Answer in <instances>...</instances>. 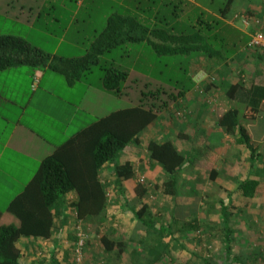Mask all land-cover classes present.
<instances>
[{"label": "trees", "instance_id": "obj_1", "mask_svg": "<svg viewBox=\"0 0 264 264\" xmlns=\"http://www.w3.org/2000/svg\"><path fill=\"white\" fill-rule=\"evenodd\" d=\"M187 3L185 0H142L134 6L140 11L137 16L111 13L107 16L103 29L94 35L85 54L79 57L48 54L20 37L0 36V71L18 66H29L34 70L48 69L64 76L71 85L99 65L104 70L103 88L115 96H120L128 81L129 71L107 63L101 64V57L113 49L145 43L157 56L181 55L191 59L198 55L220 65L232 59L242 45L249 41L246 34L237 31L239 34L230 43V39L234 37L233 32L236 31L230 29L225 20L234 0H225L219 9V17H205V12L195 9L188 16L193 17L192 21L189 19V23L184 24L181 15ZM189 89L186 87L178 91V95L186 94ZM140 93L139 103L97 119L59 145L40 162L33 177L7 206V211L17 219L18 225L0 226V264H22V252L18 247L21 238H50L56 209L63 205L67 204L72 208L75 218L84 222L105 214L109 194L101 178L102 169L115 162L131 144L139 143L140 135L158 120L161 105L157 102L162 88ZM226 95L229 99L244 103L247 117L256 118L262 107L264 108V85L253 83L246 86L243 81H239L227 89ZM222 113L218 125L227 134L236 135V143L250 151V162L253 165L256 162V148L250 133L239 120L238 110L226 109ZM146 149L149 159L160 165L168 175V180L163 185L165 193L176 196L180 170L188 162V156L181 153L170 140H150ZM113 174L119 183L135 176L129 162L114 165ZM217 176L215 170L210 171L212 181ZM138 186L139 195L146 194L147 189ZM237 191L247 198L264 197V180L247 177L239 183ZM71 194L76 196V200L67 203ZM228 199V204L221 199L217 209L219 208L218 212L222 216L225 254L233 261L239 260L234 252L235 231L231 226L232 200L236 199V195L229 192ZM132 211L144 232L151 231L152 237H160L165 241L158 244L164 248L163 252H153L150 255L154 259L149 264L158 262L171 251V244L166 242L165 236L167 234L173 239V224L156 228L154 219L149 215L148 204ZM147 238L141 241L146 242ZM132 240H137L135 234ZM101 242L106 254L115 253L118 258H121L127 246L123 241H113L106 235L101 237ZM152 249L150 247L148 252ZM52 261L55 262L54 256Z\"/></svg>", "mask_w": 264, "mask_h": 264}, {"label": "rangeland", "instance_id": "obj_2", "mask_svg": "<svg viewBox=\"0 0 264 264\" xmlns=\"http://www.w3.org/2000/svg\"><path fill=\"white\" fill-rule=\"evenodd\" d=\"M19 1V4H14L12 12H8L5 5L0 2V36L14 35L20 37L48 54L79 57L85 54L94 35L103 29L106 16L115 12L137 16L140 11L135 9L134 6L138 5L137 2L142 0H86L83 2V7L77 5L75 0H54L52 4L42 9L39 17H35L36 22L34 23L32 20H25V12H21L20 9L21 5H23L21 3L23 0ZM122 2H124L123 7L120 6ZM154 2H157V0H154ZM195 2H188L185 5L181 15L182 23H189V19L192 21L193 17L189 18L188 16L195 9L205 12V17L209 15L219 17V9L223 6L225 0H196ZM141 8L144 9L143 7ZM206 8L209 10H203ZM27 12H29V9H27ZM235 13L236 15L263 14L264 0H235L225 21L238 26L239 20L234 19ZM233 33L234 37L230 39V43L239 34L237 31ZM245 47V45H242L232 59L228 60L225 65L222 64V67L226 68L227 76L225 79H220L223 69L216 62L209 61L204 56L194 61L192 68H190L189 58L181 55L157 56L153 49L145 43L119 47L101 57V64L107 63L118 69L131 71L132 74L129 84L123 89L122 98L116 96L118 99L107 103L108 109H110L108 112L134 105L140 98L139 95L142 91L146 92L162 88V93L159 94L157 103L161 105L158 118L160 117L162 120L163 124H159L160 127H163L161 129L163 133L156 141L170 140L178 149L191 150L190 152L195 149L201 155L200 159L202 160L199 162L200 172L195 174L197 181H188L187 184H184L179 189V196H183L184 199L189 198L188 205L184 206L177 204L178 195V197H174L165 193L163 185L168 180V175L164 171V176L162 175L160 178L163 182L158 184L142 175L143 171H141V168L145 167L144 164L141 166L134 164L135 176L132 179L136 188L139 185L147 189L146 194L141 198L142 200L140 199L141 201L135 204V208H141L143 204H148L149 215L154 219L157 226L174 222V235L185 233L184 237L179 235L175 237V240L167 237L166 242L175 244L176 240L179 241L181 239L187 250L180 249L168 253L157 264H264V197H262V203L258 204H255L250 199H234L236 201L232 207L231 226L235 231L234 252L239 257V260L233 261L228 259L225 254L222 216L218 212L217 204H215V202L219 204L221 196L224 197L225 203L228 204L229 192L237 196V193H239L237 187L240 182L245 180L243 179V176L246 175L245 172L258 167V157L255 158L256 162L253 165L249 157V164L242 165L240 169L235 168L239 177L234 176L232 179L226 174L227 167H225V162L220 160L216 164L215 160H218L216 155H213L214 161L207 156L210 153H206L207 157H203L206 151H215L216 146L214 143L209 144V140L198 141L194 136L188 142L183 138L184 135L181 137L177 132L179 128L181 129L180 123L190 116L187 106L183 101L179 102L178 91L183 86L188 87L191 84L192 73L190 70L194 71V69L197 71L195 78L196 82H198L196 85L199 87L196 91V98L203 101L207 109L211 107L215 111V116L216 114L218 115V119L223 114V111L217 107V104L224 103L223 109L238 110L241 123L243 122L246 125L255 123L257 117L250 118L245 115L247 108L242 101L229 99L226 95L227 89L233 84L232 82L243 81L246 86H251L253 83L264 84V51L259 49L249 51ZM25 68L29 67L25 66ZM52 74H55L56 78H58L55 80L56 85L65 84L66 79L64 76L54 72ZM103 74L104 70L99 65L95 66L91 72L83 77V82L88 84L98 83ZM138 74L142 76H137ZM156 81L164 83V85L158 84ZM68 95L77 98L80 92L79 90H74L68 92ZM193 135H197V133ZM258 138L262 139L261 137ZM213 140L216 141L212 142H218L217 139ZM252 141L256 150L257 148H262V180H264V141L254 137ZM147 143L139 149L141 152L143 151L146 158L148 157ZM237 145L233 137V140L220 144L219 148L231 150L229 154V157H231ZM241 146L239 148L240 152L236 153V155L242 153L243 155L240 154L242 158L245 155L250 156V151L245 146ZM222 154L227 156L225 150ZM256 154L258 155V153ZM119 161L118 156L115 162L107 166L113 164L114 167V165L119 164ZM214 163L215 165H213ZM213 166L220 171L216 181H212L209 174L210 168ZM108 179L102 178V181L107 187L109 194L111 190H109V185L112 180L109 181ZM2 195L7 198L3 193ZM74 197L73 194L68 196L67 203L72 202ZM2 205L1 203L0 207ZM71 211L74 215L73 232L75 233L73 234L75 238L68 261H71L72 264H114L118 263V261L120 262L123 257L127 262L125 264H129V261H132L134 256H142L150 248L149 242L146 241L142 246V252L138 250L135 252L134 245L130 244L127 237V230L119 227L114 236V232H111L114 229L113 227H99L95 223L97 220L93 219L94 223L93 221H82V231L85 235L83 256L80 261H77L75 244L79 223L75 218V212L72 209ZM103 235L109 236L116 242L123 241L127 245L121 258H118L115 253L112 255L106 254L101 242ZM152 240L157 245V249L153 250V252L157 254L163 252L164 248L162 249V246L158 244L165 241L160 237H153Z\"/></svg>", "mask_w": 264, "mask_h": 264}, {"label": "crops", "instance_id": "obj_3", "mask_svg": "<svg viewBox=\"0 0 264 264\" xmlns=\"http://www.w3.org/2000/svg\"><path fill=\"white\" fill-rule=\"evenodd\" d=\"M0 2L5 5L8 12L13 11L14 4L16 5V3H20L19 0H1ZM53 2L54 0H23L21 2L23 5H21L20 9L21 12H25V16H22H24L26 21L32 20L34 23L36 22L35 17H39L42 9ZM123 3L124 2H122L120 6H122ZM83 4L84 3L77 5L83 7ZM197 6L202 8L199 5ZM27 9H29V12H27ZM203 10L207 11L209 9L206 8ZM236 13L234 15H236ZM226 23L229 25L230 29L244 33L249 37L248 30L244 31L240 22L238 26L234 23H228L227 21ZM246 44L247 41L244 45L246 46ZM246 49L249 51H255L248 48ZM199 57L202 58V56L197 55L189 59L190 68H192L194 61L200 59ZM219 66L223 69L221 71L220 79H225L227 76L226 68H223L222 64ZM195 71V69L194 71L190 70L192 73L191 85H188L190 89L186 94L180 96L179 100V102L183 101L187 106L190 116L180 123L181 129L179 128L177 132L181 137L184 135L183 138L188 142H190V139L194 136L198 141L209 140V144L214 143L216 146L215 151H206L203 157L208 156L214 161L215 158H213V155H216V158L218 159L217 161L215 160L216 164L220 160L225 162L227 176L232 179L234 176L239 177L238 174H236L235 168L240 169L242 165L249 164L248 159L250 156L244 154L245 157L242 158L240 157V154L243 155L242 153L236 155V153L240 152L239 148L242 147L239 144L236 146L231 157H229L231 150L221 149V147L219 148L220 144H225L226 141L233 140V137L236 140V135L227 134L225 129L218 125V115L216 114L215 116V111H213L211 107L207 109V106L203 101L197 100L196 91L199 87L196 85L198 82H196L195 75L197 74V71ZM52 73L53 72L48 69L34 70L31 67L25 68V66L12 67L0 71V204H3L2 207H0V226L6 224L18 225L17 219L7 211V206L9 202L24 189L26 184L37 171L40 162L46 156L52 154L59 145L64 143L81 129L89 126L97 119L104 117L113 111L119 110L116 109L108 112L110 109H108L107 103L118 98L103 88L102 78L95 84L85 83L82 78L71 85L68 84L67 81L65 84L56 85L55 80L58 78ZM131 76V71H129L126 85L129 84ZM137 76L142 75L138 74ZM156 83L164 85V83L159 81H156ZM232 83L235 84V82ZM185 88L186 87L184 86V88L179 89V91L184 90ZM74 90H79L80 92V95L77 98L68 95V92ZM120 97L122 98V95H120ZM138 101L134 105H136ZM224 105V103L217 104V107L223 111L226 110L223 109ZM256 119V124L246 125L243 122L242 124L246 127L249 133L251 132L250 135H253L251 136L252 138L254 137L264 141L263 107L258 113ZM161 121L162 120L159 117L154 124L147 127L140 135V142L131 144L121 153L118 164L121 165L129 162L132 165L134 172V164L139 166L144 164L145 167L141 168V171H143L142 175L158 184L163 182L162 179H160L162 175L164 176L162 167L156 162L150 161L148 157L146 158L143 151L141 152L139 149L150 140H158L162 135L163 131L161 129L163 127H160V124L162 125L163 123ZM195 133H197V135H193ZM258 137H261L262 139ZM213 139H217L218 142H212L216 141ZM163 141L165 140L163 139ZM178 150L189 158L188 162L180 170V175L178 177L179 192V189H181L184 184H187L188 181H197L195 174L200 172L199 162L202 159H200L201 155L195 149H193V153L190 152L191 150H181L180 148ZM224 150L227 152V156L222 154ZM206 153L210 154L206 156ZM256 153H258L256 156L259 161L258 167L249 169L245 172L246 175L243 176V179H246L249 175L248 177L262 181V148H257ZM213 165H215V163ZM112 167L113 164L106 166L101 171V178H109V181L112 180V183L109 185V190H111L106 212L104 215L94 217L86 222H92L93 219H96L97 221H93V223L95 222L99 227H113L116 230L113 229L111 231L114 232V236L119 227L124 228V230L128 231L127 237L129 238L130 244L134 245L135 252H137V250L142 252L144 242L141 240L148 237L147 241L149 242V247L155 250L157 245L152 240L153 235L151 234V231L148 233L143 231V228L139 226V222L133 215L132 211L140 209L135 208V204L139 203L144 196L139 195L133 179L123 180L119 183L116 180V176L113 174ZM210 169L215 170L219 177L220 171L215 166ZM2 193L7 198H5ZM177 195L174 197L179 196ZM223 198L224 197L221 196V199ZM238 198H240V200L241 198L242 200L250 199L254 201L255 204L262 203V197L247 198L237 193L236 200ZM188 199L189 198L184 199L183 196L180 195L177 204L179 206L188 205ZM74 200H76V196L73 201ZM236 200H233V204ZM215 204L218 203L215 202ZM71 209L72 208L67 204L56 209L53 232L50 238L44 240L21 238L19 240L18 247L22 252L20 257L22 264H72L71 261H68L75 238V235L73 234L75 233L73 232L74 215ZM171 223L174 225V222L168 224ZM161 225L157 226L155 224L156 228L161 227ZM134 234L137 238L135 241L132 240ZM179 235L184 237L185 233ZM179 235H174L173 239L167 234L165 237L175 240V237ZM108 238L111 239L109 236ZM149 249L150 248H148V251ZM153 249L150 252L146 251V254H143L142 256H134L132 261H129V264H132L133 262H137L138 264H149V262L154 259L150 256L153 253ZM180 249L187 250L181 239H179V241L176 240L175 244H171V251L168 253ZM52 256H54L55 262L52 261ZM158 262L153 264H157ZM125 263L127 262L123 257L120 262L118 261V263L114 264Z\"/></svg>", "mask_w": 264, "mask_h": 264}, {"label": "built area", "instance_id": "obj_4", "mask_svg": "<svg viewBox=\"0 0 264 264\" xmlns=\"http://www.w3.org/2000/svg\"><path fill=\"white\" fill-rule=\"evenodd\" d=\"M77 4H82L84 0H76ZM188 2H195L196 0H185ZM235 20H239L241 27L244 31L248 30L249 41L246 44V48L251 50H263L264 51V13L263 14H241L235 15ZM250 30V31H249ZM76 215V214H75ZM78 226L76 232V247H75V255L77 261H80L83 256V246L85 235L82 231V220L78 219Z\"/></svg>", "mask_w": 264, "mask_h": 264}]
</instances>
